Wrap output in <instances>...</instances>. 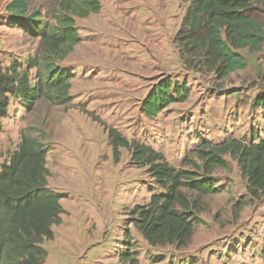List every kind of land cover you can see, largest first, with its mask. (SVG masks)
<instances>
[{"label":"rangeland","instance_id":"obj_1","mask_svg":"<svg viewBox=\"0 0 264 264\" xmlns=\"http://www.w3.org/2000/svg\"><path fill=\"white\" fill-rule=\"evenodd\" d=\"M0 0V67L34 54L38 39L8 25ZM191 0H101L98 13L75 18L81 37L59 64L73 74L67 105L40 99L31 108L11 98L0 118V166L22 133L46 149V188L58 195L61 223L44 240V264H264V193L248 195L236 161L213 171L217 191L188 244L150 246L128 220L135 205L162 190L127 149L113 159L106 128L163 153L174 167L202 141L264 140V45L243 49L244 69L225 78L186 70L172 44ZM43 17L52 0H32ZM169 76L190 92L149 117L142 101ZM96 118V121L93 120ZM237 203V204H236Z\"/></svg>","mask_w":264,"mask_h":264},{"label":"trees","instance_id":"obj_2","mask_svg":"<svg viewBox=\"0 0 264 264\" xmlns=\"http://www.w3.org/2000/svg\"><path fill=\"white\" fill-rule=\"evenodd\" d=\"M100 7L101 0H52L43 17L32 0L6 3L8 25L38 39V44L24 63L0 67V118L11 98H19L28 109L40 99L53 105L70 103L73 74L59 63L81 41L75 18L98 13ZM172 44L186 70L225 78L244 69L243 49L256 52L264 45V0H191ZM189 92L185 80L178 83L165 76L148 92L140 110L155 116L169 104L184 101ZM256 105L263 107L264 97ZM106 131L113 159H119L120 148L127 149L130 162L145 168L162 190L128 211L129 222L150 246L189 243L204 210L202 197L217 191L211 174L226 167L225 156L236 161L251 198L264 193V140H204L176 168L151 146L128 140L113 128ZM20 138L0 166V264H44L47 251L42 243L53 239L52 226L61 223L64 211L58 195L46 188L43 143L25 133Z\"/></svg>","mask_w":264,"mask_h":264}]
</instances>
